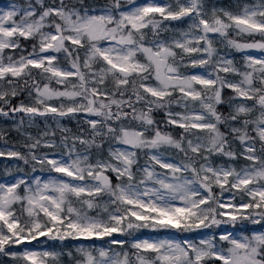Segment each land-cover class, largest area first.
Here are the masks:
<instances>
[{
	"label": "snow or ice",
	"instance_id": "obj_1",
	"mask_svg": "<svg viewBox=\"0 0 264 264\" xmlns=\"http://www.w3.org/2000/svg\"><path fill=\"white\" fill-rule=\"evenodd\" d=\"M0 121V264H264V0H10Z\"/></svg>",
	"mask_w": 264,
	"mask_h": 264
},
{
	"label": "trees",
	"instance_id": "obj_2",
	"mask_svg": "<svg viewBox=\"0 0 264 264\" xmlns=\"http://www.w3.org/2000/svg\"><path fill=\"white\" fill-rule=\"evenodd\" d=\"M2 1V0H0ZM218 2L220 3H227V0H218ZM251 2V0H250ZM65 124V126L69 127V128H72V130L75 132L76 131V126H75V123L74 122H69V121H64L63 122Z\"/></svg>",
	"mask_w": 264,
	"mask_h": 264
},
{
	"label": "rangeland",
	"instance_id": "obj_3",
	"mask_svg": "<svg viewBox=\"0 0 264 264\" xmlns=\"http://www.w3.org/2000/svg\"><path fill=\"white\" fill-rule=\"evenodd\" d=\"M10 0H4V1H0V6H4L5 4L9 3ZM64 121H62L63 123ZM0 123H2V121H0ZM5 159L4 158H0V167L3 168L4 163H5Z\"/></svg>",
	"mask_w": 264,
	"mask_h": 264
}]
</instances>
